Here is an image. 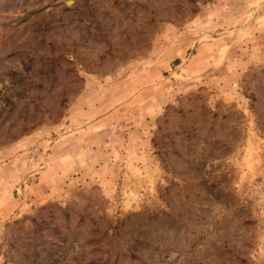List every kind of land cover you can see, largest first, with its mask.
Returning a JSON list of instances; mask_svg holds the SVG:
<instances>
[{
  "label": "rangeland",
  "instance_id": "1",
  "mask_svg": "<svg viewBox=\"0 0 264 264\" xmlns=\"http://www.w3.org/2000/svg\"><path fill=\"white\" fill-rule=\"evenodd\" d=\"M0 264H264V0H0Z\"/></svg>",
  "mask_w": 264,
  "mask_h": 264
}]
</instances>
